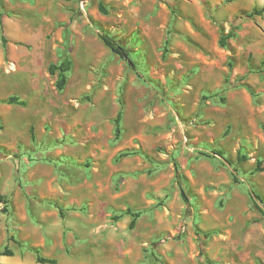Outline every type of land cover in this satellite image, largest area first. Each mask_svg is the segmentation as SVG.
Wrapping results in <instances>:
<instances>
[{
  "label": "rangeland",
  "instance_id": "rangeland-1",
  "mask_svg": "<svg viewBox=\"0 0 264 264\" xmlns=\"http://www.w3.org/2000/svg\"><path fill=\"white\" fill-rule=\"evenodd\" d=\"M263 4L0 0V264H264Z\"/></svg>",
  "mask_w": 264,
  "mask_h": 264
},
{
  "label": "trees",
  "instance_id": "trees-1",
  "mask_svg": "<svg viewBox=\"0 0 264 264\" xmlns=\"http://www.w3.org/2000/svg\"><path fill=\"white\" fill-rule=\"evenodd\" d=\"M231 1V0H228ZM100 11L103 12L102 7H99ZM264 14V4L260 8H254L249 14L246 15L247 18L252 19L253 17H260ZM231 34H228L227 37H230ZM99 39L103 43V45L115 56H117L121 61H123L127 67L132 69L133 71H136V66L133 60L131 59L128 50L118 43L111 35L107 33H101L98 34ZM227 37H222L219 41L220 46L225 45V41ZM5 41L3 40V46L5 47ZM71 63L69 60L65 59L58 65H49L47 72L50 76L56 75V80L54 83L55 89L58 91H61L64 89L66 82H67V73L70 70ZM9 104H15L18 103L20 105H23V102H19L16 98L10 97L8 98ZM122 112L119 111L117 113V116L114 119V134L115 137L119 135L120 132V119H121ZM262 130H264V125L262 126ZM122 155V154H121ZM127 155V153L123 154ZM216 155H218L222 160H224L222 156V152H216ZM243 158L239 155L237 156V160L241 161ZM177 173V168H176ZM234 180L236 181V178L234 177ZM251 198H253V203L257 211L264 217V210L258 205V202L262 203L261 198L259 195L254 193L253 191L249 190ZM0 203L6 204V198L4 196L0 195ZM59 215L62 217L63 213L60 207H57ZM127 213H130L128 211ZM140 212H136L132 214V219L129 223V228L131 229L134 225L135 218L138 217ZM36 253V262L39 264H55L54 260L41 258L38 256V251H35ZM1 256H12V252L10 250L5 249L3 252L0 253Z\"/></svg>",
  "mask_w": 264,
  "mask_h": 264
},
{
  "label": "crops",
  "instance_id": "crops-1",
  "mask_svg": "<svg viewBox=\"0 0 264 264\" xmlns=\"http://www.w3.org/2000/svg\"><path fill=\"white\" fill-rule=\"evenodd\" d=\"M264 18V17H263ZM264 20V19H263Z\"/></svg>",
  "mask_w": 264,
  "mask_h": 264
}]
</instances>
